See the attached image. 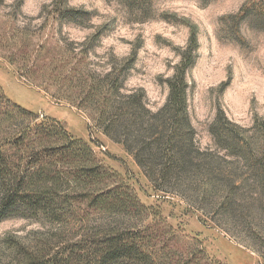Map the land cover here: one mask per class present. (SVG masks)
Segmentation results:
<instances>
[{
    "label": "rangeland",
    "instance_id": "374dc122",
    "mask_svg": "<svg viewBox=\"0 0 264 264\" xmlns=\"http://www.w3.org/2000/svg\"><path fill=\"white\" fill-rule=\"evenodd\" d=\"M152 2L144 16L121 0H68L69 7L90 14L81 26L59 20L53 0H0V85L6 95L40 117L61 120L75 137L92 140L103 163L149 207L147 213L113 215L83 202L69 222L0 220V264H18L30 252L54 254L113 222L154 225V254L169 264L201 246L213 259L204 264H264V173L250 163L264 159V23L258 20L264 0ZM192 35L198 40L187 73L194 155L211 172L193 171L167 192L156 189L124 145L96 125L89 105L80 106L77 97L72 102L77 79L63 75L74 65L105 73L132 58L122 92L141 90L158 110ZM212 128L225 129L224 137Z\"/></svg>",
    "mask_w": 264,
    "mask_h": 264
},
{
    "label": "trees",
    "instance_id": "16d2710c",
    "mask_svg": "<svg viewBox=\"0 0 264 264\" xmlns=\"http://www.w3.org/2000/svg\"><path fill=\"white\" fill-rule=\"evenodd\" d=\"M67 1L53 0L57 18L85 26L90 14L69 7ZM121 1L140 9L144 16L153 4L152 0ZM258 20L264 23V16ZM197 48L198 40L192 35L167 80L169 94L158 110L147 105L143 91L122 92L132 58L105 73H85L74 65L63 75L77 79L79 91L72 94V102L77 97L80 106L89 105L96 112V125L124 145L156 189L167 192L172 182L189 180L193 171H210L202 162L205 159L194 155L197 131L188 109L187 73L196 62ZM222 130L212 128L211 133L224 137ZM91 142L72 135L61 120L40 117L13 102L0 85V220L44 217L69 222L77 218V206L83 202L113 215L147 213L149 207L133 186L103 163ZM250 160L257 172L264 173V159ZM170 232L172 237L176 235L174 230ZM157 237L151 223L113 222L54 254L30 252L18 264H169L154 254ZM203 259L213 260L201 246L174 264H204Z\"/></svg>",
    "mask_w": 264,
    "mask_h": 264
}]
</instances>
